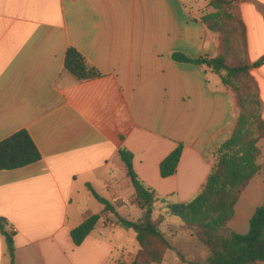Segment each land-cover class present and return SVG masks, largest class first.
Listing matches in <instances>:
<instances>
[{"label": "crops", "instance_id": "obj_1", "mask_svg": "<svg viewBox=\"0 0 264 264\" xmlns=\"http://www.w3.org/2000/svg\"><path fill=\"white\" fill-rule=\"evenodd\" d=\"M209 2L0 0V142L26 131L41 155L36 164L0 171V219L14 232L15 264L135 258L133 232L121 231L133 256L110 234L115 214L129 220L139 210L120 149L132 154L135 174L157 198L186 203L197 195L238 119L232 93L211 69L173 59L217 55L218 37L201 22ZM237 14L254 64L264 56V0H239ZM68 48L100 77L77 81L67 74ZM251 73L260 89L264 64ZM178 145L175 174L161 178L160 163ZM257 163L262 170L235 206L230 230L237 234L247 230V209L254 214L264 203V158ZM87 184L114 212L104 211ZM93 215L100 216L95 229L75 246L71 230ZM0 264H10L1 234Z\"/></svg>", "mask_w": 264, "mask_h": 264}, {"label": "trees", "instance_id": "obj_2", "mask_svg": "<svg viewBox=\"0 0 264 264\" xmlns=\"http://www.w3.org/2000/svg\"><path fill=\"white\" fill-rule=\"evenodd\" d=\"M238 0H210L211 12L201 18L207 29L218 37L217 55L210 59L191 60L175 54L177 62L206 65L216 74L223 86L234 98L238 109L237 123L230 138L215 151L214 161L204 184L197 195L186 203H169L155 196L132 168V154L119 150V157L127 169V176L134 190L135 202L141 212L137 221L126 220L115 214L118 223L132 231L138 252L130 264H161L171 246L160 230L165 216L180 219L182 227L208 252L206 264H264V204L257 208L249 220V231L239 235L230 230L235 206L252 178L262 168L258 161L264 158V119L261 116V100L251 70L264 64V56L254 64L248 62L246 27L237 14ZM64 69L77 81L100 77V73L74 49L65 53ZM182 145H178L159 165L161 178L175 174L179 164ZM41 160V155L26 131H18L0 142V171L21 169ZM92 197L114 212L87 184ZM162 205V214L154 217L156 205ZM99 215L87 218L70 232L75 246H80L95 229ZM0 234L4 238L10 264H15L14 232L7 229L0 219ZM179 259L186 263L182 256Z\"/></svg>", "mask_w": 264, "mask_h": 264}, {"label": "rangeland", "instance_id": "obj_3", "mask_svg": "<svg viewBox=\"0 0 264 264\" xmlns=\"http://www.w3.org/2000/svg\"><path fill=\"white\" fill-rule=\"evenodd\" d=\"M239 4V0L236 3L237 7ZM250 8V4L246 2V5L244 7V10H247ZM247 36V34H246ZM253 32L250 31L249 33V40L251 44H253ZM254 82L256 83V86L258 87L259 91V97L261 100V116L264 119V84H260V89L258 86V82L256 80V77L253 76ZM262 96V97H261ZM263 99V100H262ZM260 147L264 148V141L260 143ZM87 189V188H86ZM88 191V189H87ZM89 192V191H88ZM264 204V203H263ZM262 204V206H263ZM132 206V205H130ZM162 205L157 204L156 205V210L154 212V217L157 218L158 215L162 214ZM247 212L249 214H252L251 217L253 216V213H251V210L247 209ZM139 213V215H138ZM140 211L136 210L135 208L131 212V217L129 220L136 221V219L140 216ZM138 216V217H137ZM250 217V218H251ZM140 218V217H139ZM231 225V226H230ZM232 224H229V228L231 229ZM125 228L122 227L121 224L116 223V228L110 232L112 236V240L115 239L114 242H116L118 247H123L127 250V252L135 254V251L132 249L131 245V240L127 238L124 234L121 233V231H126L128 235H133L132 231L124 230ZM160 230L164 234L166 240L168 241L169 245L171 246V250H167L163 259V262L161 264H184L180 259L179 256H182L184 261L187 263L194 262V263H199V264H206V260L208 257V252L207 250L203 247L201 243H199L190 233L184 230L182 227V224L180 222V219L178 217L168 215L165 216L164 221L160 225ZM249 231V221L247 223V230L239 235H246ZM115 235H114V234ZM237 234V233H236ZM114 235V236H113ZM139 249V248H138ZM134 252V253H133ZM136 257V256H135ZM135 259V258H134ZM134 259L130 260L128 264H130Z\"/></svg>", "mask_w": 264, "mask_h": 264}, {"label": "built area", "instance_id": "obj_4", "mask_svg": "<svg viewBox=\"0 0 264 264\" xmlns=\"http://www.w3.org/2000/svg\"><path fill=\"white\" fill-rule=\"evenodd\" d=\"M263 155H264V152H263Z\"/></svg>", "mask_w": 264, "mask_h": 264}]
</instances>
